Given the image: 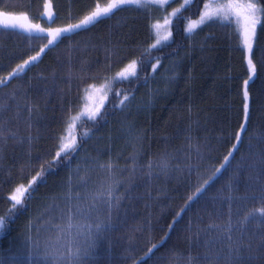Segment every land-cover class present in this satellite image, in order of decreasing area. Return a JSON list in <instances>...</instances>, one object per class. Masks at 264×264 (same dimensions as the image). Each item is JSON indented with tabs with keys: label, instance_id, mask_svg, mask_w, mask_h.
Listing matches in <instances>:
<instances>
[{
	"label": "trees",
	"instance_id": "1",
	"mask_svg": "<svg viewBox=\"0 0 264 264\" xmlns=\"http://www.w3.org/2000/svg\"><path fill=\"white\" fill-rule=\"evenodd\" d=\"M110 1L0 0V12L49 30ZM209 1L125 5L55 42L0 27V264H264V11L248 57L233 22L186 33ZM176 10L171 42L153 48ZM105 84L104 108L82 118ZM75 117L76 146L59 156ZM98 208L110 210L82 254Z\"/></svg>",
	"mask_w": 264,
	"mask_h": 264
},
{
	"label": "rangeland",
	"instance_id": "2",
	"mask_svg": "<svg viewBox=\"0 0 264 264\" xmlns=\"http://www.w3.org/2000/svg\"><path fill=\"white\" fill-rule=\"evenodd\" d=\"M172 1L173 0H140L139 4H149V3L151 4L152 3V4H158L159 6H164V5H166ZM182 1L184 2L183 5H187L192 0H182ZM246 2H248V0H210L207 4L205 11L201 15V17L197 20L191 21L187 25L186 33L189 36H191L194 34V32L196 30L203 27L208 21L215 19V20H223V21L235 23L239 27V29L243 35V39H244L243 17L242 16L237 17L235 15V13H232V12H230L226 16V15H224V12H223L221 6L229 4V3L244 4ZM251 2L259 5L256 0H251ZM112 4H117V7L112 8V10L108 13V15L112 14L118 8L125 6V5H120L118 3V0H112L107 5L101 6L99 8L103 9V8L108 7L109 5H112ZM128 5H130V4H128ZM218 8H221V11L218 12ZM178 12H179V10L174 11L173 14H170L169 16L165 17L163 19V21L155 24V26H154L155 42L152 45L153 48H159V47L166 45V44L171 42V40H172V29H171L172 20L174 19V17L177 15L176 13H178ZM108 15H106V16H108ZM106 16H103V17H106ZM46 17H47V19H49V17H51L50 9L47 10ZM103 17H101V18H103ZM202 17H203V19H201ZM209 17H211V18L209 19ZM257 19L259 21H261L262 11L257 13ZM94 23H92V24H94ZM92 24H90V25H92ZM90 25H88L86 27H89ZM36 26H38L39 29H42L43 31L37 30ZM0 27L6 28V29L21 31V32L26 33L28 35L48 36L50 38L51 42H55L61 37L70 35L72 33H75L77 31L81 30V29H74L72 32H60L59 34L54 35L53 33L56 29H49L48 30V29L44 28L43 26H41L37 23H34L27 15L8 14V13H4V12H0ZM67 27H62V28H58V29H63V28H67ZM86 27H84V28H86ZM84 28H82V29H84ZM189 29H191V30H189ZM256 32H257V28H256ZM255 36H256V34H255ZM164 37H167V39H164ZM254 39H255V37H254ZM254 39H253V42H254ZM157 41H159V43H157ZM244 45H245V43H244ZM245 48L247 50L248 57H250V52L248 51L246 45H245ZM252 48H253V46H252ZM33 62L34 61L31 60V61H29L28 64H25V65H23V67H20L19 69H17V71H15V73L13 74V76L11 78L15 77L16 75L23 73L25 71V69L28 67V65L32 64ZM136 67H137L136 63L130 64L128 67H126L120 73H118L113 78V80L115 82L116 81L119 82V81H124L126 79H129L131 77H134L137 73ZM106 84H108V83H106ZM106 84H105V86L102 85L103 87L100 86L97 88H92L91 90L88 91V93L86 94V97H85V103H84L83 110L80 113L83 116L82 118H84V119L96 118L98 116L99 112L102 110V108H104L103 105L106 104L105 101L109 95L108 94L109 93V85H106ZM101 106H103V107H101ZM76 118L77 117L73 118L70 125H69V128L67 130V136L65 137L64 143L62 144L61 149L58 153L59 156L65 155L66 153L70 152L76 146V143H77V140L75 137V126L77 123V121L75 120ZM79 120H80V117H79L78 121ZM65 145H68V148H65L64 147ZM25 193H26V188H21L14 195H16L21 201L23 196L25 195Z\"/></svg>",
	"mask_w": 264,
	"mask_h": 264
},
{
	"label": "snow or ice",
	"instance_id": "3",
	"mask_svg": "<svg viewBox=\"0 0 264 264\" xmlns=\"http://www.w3.org/2000/svg\"><path fill=\"white\" fill-rule=\"evenodd\" d=\"M118 3L120 5H128V4H139L140 0H118ZM117 7V4H112L109 5L106 8H99L97 7L95 11H92L90 15L85 16L82 20H80L79 23L77 24H70L67 28H63V29H56L54 31V35L55 34H59L60 32H72L74 29H82L96 21H98L101 17L108 15V13L112 10V8ZM224 15H228L230 12L235 13V15L237 17H243V33H244V43L248 49L249 52H251L252 50V44H253V39L255 37L256 34V28L257 25L260 24L261 22L257 19V13L260 11H264V8L259 7L256 3H252L251 0H248V2L244 3V4H226L221 6ZM221 8H218V12L221 11ZM211 17H209L210 19ZM49 19H51V17H49ZM203 19V17L201 18ZM167 23V22H166ZM37 30L39 31H43L42 29H39L38 26ZM191 30V29H189ZM164 39H167V37H164ZM157 43H159V41H157ZM37 58L35 56L32 57V60L35 61ZM25 64H28V61L24 62ZM249 64L252 67V71H255V65H252L251 60L249 61ZM23 67V65L21 66ZM251 79V78H249ZM244 84L247 85L248 84V80L244 81ZM244 96L245 98H247V92H244ZM245 108V120L247 117V104L244 105ZM237 140H239L240 138L237 137ZM65 148H68V145L64 146ZM57 155H59L57 153ZM229 156H231V153L229 154ZM226 164H222L220 169H215L214 171H216L217 173L223 168L225 167ZM17 191H19V189H17ZM205 191V189H201L198 191V195H197V199L199 198V195H202L203 192ZM261 195L264 196V190H262ZM11 200L14 201L15 203L13 204V207H16V205L20 204V199L16 196L13 195L11 197ZM106 204H108L109 202H105ZM110 208H104V209H96L95 211L97 212V220L98 222L95 223V232H88L85 234L84 236V240L82 242V247H83V253L82 254H86L88 248H90L92 246V242L93 239L96 235V233L98 232H102L103 229V225H104V221L102 219H100V216L109 211ZM3 220H0V227H3ZM229 239H231L229 237ZM231 248V245H228ZM153 247H157V245H153ZM77 253H80V249H77ZM77 253H74L73 256H77ZM238 254V253H237ZM66 264H78V258L76 261L73 260H69L66 262ZM229 264H233L231 258H229Z\"/></svg>",
	"mask_w": 264,
	"mask_h": 264
}]
</instances>
